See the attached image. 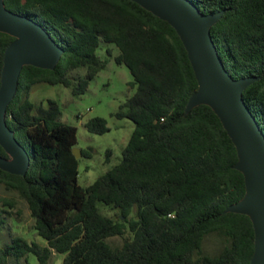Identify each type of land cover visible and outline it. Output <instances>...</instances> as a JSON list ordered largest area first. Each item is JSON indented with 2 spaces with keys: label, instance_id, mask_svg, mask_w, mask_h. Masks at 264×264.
Returning <instances> with one entry per match:
<instances>
[{
  "label": "trees",
  "instance_id": "1",
  "mask_svg": "<svg viewBox=\"0 0 264 264\" xmlns=\"http://www.w3.org/2000/svg\"><path fill=\"white\" fill-rule=\"evenodd\" d=\"M4 1L41 24L65 52L54 69L23 67L6 120L31 164L25 176L0 169V183L28 204L33 229L47 245L16 235L0 247V264L28 261L30 254L38 264H54V252L64 255L62 264H250L252 221L225 212L246 191L244 175L235 168L237 150L210 106L186 114L198 82L175 28L133 0ZM191 2L205 14L225 10L211 34L233 78L259 77L243 97L264 132V0ZM13 40L0 31V84ZM102 43L118 47L115 62L133 77L135 92L115 115L135 126L121 160L85 187L73 151L77 126L62 120L54 99L45 107L30 93L44 82L85 94L107 66L98 53ZM85 127L110 130L102 116ZM0 155L8 156L1 145ZM211 234L222 243L215 254L203 250ZM116 237L121 244H112Z\"/></svg>",
  "mask_w": 264,
  "mask_h": 264
},
{
  "label": "water",
  "instance_id": "2",
  "mask_svg": "<svg viewBox=\"0 0 264 264\" xmlns=\"http://www.w3.org/2000/svg\"><path fill=\"white\" fill-rule=\"evenodd\" d=\"M133 1L175 28L187 50L198 88L189 99L186 114L197 106H210L235 144V168L244 175L246 191L225 212L250 217L255 233L250 264H264V132L243 97L259 77L233 78L225 68L211 34L225 10L205 14L191 0ZM0 31L14 37L5 50L1 72L0 145L8 156L0 155V169L25 176L31 157L7 124V109L17 93L23 67L54 69L65 50L41 24L11 11L4 0H0ZM73 151L81 156L80 149Z\"/></svg>",
  "mask_w": 264,
  "mask_h": 264
},
{
  "label": "rangeland",
  "instance_id": "3",
  "mask_svg": "<svg viewBox=\"0 0 264 264\" xmlns=\"http://www.w3.org/2000/svg\"><path fill=\"white\" fill-rule=\"evenodd\" d=\"M110 50L111 55L108 53ZM99 55L107 60V66L90 81L85 94L74 95L71 90L63 85H49L44 82L37 83L31 90V99L37 105L47 106L48 99H54L61 110V118L67 123L77 126L78 142L75 148L86 153L79 158V183L88 186L100 175L106 173L122 158V152L127 145L134 130L135 123L128 118H118L115 112L128 97L133 95L135 88L130 82L133 77L125 65H119L114 57L119 53L115 44L102 43L98 49ZM102 116L108 121L110 130L105 133L88 131L85 123L93 117ZM111 149L112 155L107 157V150ZM6 199L13 200L16 205L10 207ZM103 211L114 215V211L103 207ZM0 247L16 236H24L35 240L41 246H46V240L33 229L34 219L28 204L15 192H9L0 183ZM121 237L112 238L113 245L122 243ZM222 248V243L217 236L211 234L204 240L205 253L215 254ZM64 255L54 252L53 263L62 264ZM9 264H38L34 254L28 256V261L11 260Z\"/></svg>",
  "mask_w": 264,
  "mask_h": 264
}]
</instances>
